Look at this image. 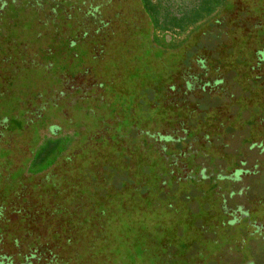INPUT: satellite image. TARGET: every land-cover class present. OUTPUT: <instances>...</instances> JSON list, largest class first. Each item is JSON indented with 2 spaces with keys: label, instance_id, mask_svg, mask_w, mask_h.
<instances>
[{
  "label": "rangeland",
  "instance_id": "1",
  "mask_svg": "<svg viewBox=\"0 0 264 264\" xmlns=\"http://www.w3.org/2000/svg\"><path fill=\"white\" fill-rule=\"evenodd\" d=\"M68 1L0 0V260L264 264V0Z\"/></svg>",
  "mask_w": 264,
  "mask_h": 264
},
{
  "label": "trees",
  "instance_id": "2",
  "mask_svg": "<svg viewBox=\"0 0 264 264\" xmlns=\"http://www.w3.org/2000/svg\"><path fill=\"white\" fill-rule=\"evenodd\" d=\"M140 3H141V0H139V4ZM224 5H225V0H199L198 3L196 4L195 8H193L191 14H189L187 17L184 16L183 19H178V21H176L174 19L175 21L170 23V24H168V26H165L164 29L161 27L163 25L162 22L158 19V22L153 24V26H154L153 32L154 33L156 31L159 32V36H161V38H164L165 35H167L169 33H174L175 34V32H177L178 35L182 34V33H186L187 34V33H189L191 30H193L195 28H200V27L202 28V25L204 23H206V22L207 23L210 22L212 18L214 19L217 16L219 17L222 14V10H223ZM140 6H141V4H140ZM146 10L147 9H145V8L143 9V11L147 14L148 17H151V16L153 17V15L154 16L156 15L155 17H157V13H158L157 10H152L151 9V12H149L148 10L146 11ZM172 30H174L175 32L172 31ZM59 140H61V139H59ZM50 142H53V141H50ZM55 150H56V148L53 151H55ZM52 152L50 153L51 156L53 155ZM57 152H58V150L55 152V154H57ZM45 160H43V162ZM43 162H41V163H43ZM76 171L80 172V171H83V169H82V167L76 168L75 172ZM88 171H90V170L88 169ZM74 187H75V183L72 184V185L70 184L69 190L70 191H71V189L73 190ZM164 188H165L164 186L161 187V190L164 189ZM85 201H86V198H85ZM16 221H18V220H16ZM75 221H76V219L72 218L70 220V222H71L70 225H72V224L74 225V223H76ZM62 230H64V229H62ZM68 230H70V229H68ZM90 230H92V229H90ZM80 231L81 230L75 232L76 235L74 234V236L81 237L82 239H84L83 237H84L85 234L79 236V233H81ZM92 231L93 232L92 233L90 232L91 234L88 237L89 240L94 239V237L97 238L96 233L98 231L96 232V229H93ZM69 234H70V232H69ZM61 237H63L62 233L60 234V236L58 238H61ZM70 237H71V239L69 238L71 240V245L70 246H64L60 241H58V242L55 241V240H54V242L52 241L54 243V244H52V246H53V248H55V251L57 252L59 257L64 252H68V254L70 252V254L73 255L74 260L79 255H81L82 258L84 257V255H90V257H93V255L89 254V251H88V249H90L89 247L85 246V248H83V249L80 248L81 246H83L81 244L82 240L80 238L72 237L71 235H70ZM85 249H87V252L85 251ZM83 250H84L85 253L80 254ZM63 256H66V255H62V257Z\"/></svg>",
  "mask_w": 264,
  "mask_h": 264
},
{
  "label": "flooded vegetation",
  "instance_id": "3",
  "mask_svg": "<svg viewBox=\"0 0 264 264\" xmlns=\"http://www.w3.org/2000/svg\"><path fill=\"white\" fill-rule=\"evenodd\" d=\"M11 1V3L10 4H7V5H11L12 3H15V0H10ZM30 1H33V2H35L36 4L35 5H38V6H40V7H47V9L49 10V13H50V16H51V8L52 7H54V6H56L58 3H61V2H64L65 0H21V2H23L24 4H23V6H26V7H24V9H23V11H27V9H28V6L31 4V2ZM72 1H76L78 4H80V5H87L86 4V2H87V0H69L68 2H72ZM105 1H107L108 3H110L111 5H112V7L115 9V11H116V13L118 14V16H124V15H127V17H128V12L125 10L126 9V6H127V8H128V3L130 4V6L132 7H134L133 9H134V12H133V16H136L137 15V12L139 13L140 12V10H139V6H140V4H139V0H138V2L135 0H105ZM90 2V4L89 5H91V2H93V0H90L89 1ZM5 3V2H4ZM88 3V2H87ZM135 3H136V5H135ZM6 4V3H5ZM137 4H138V6H137ZM115 5H119L118 6V8H116V7H114ZM15 7H14V9L13 10H15V8H17L16 7V5H14ZM99 7H102V6H105L103 3H101L100 5H98ZM97 7V6H96ZM141 7V6H140ZM98 8V7H97ZM142 8V7H141ZM12 10V9H11ZM10 10V11H11ZM12 10V12H14ZM17 10V9H16ZM81 10H83V7L81 8ZM81 10H79L77 13L79 14L80 12H81ZM125 10V11H124ZM123 11L124 12H126L124 15H122V13H123ZM128 11H130L129 9H128ZM97 11H92L91 9H89L88 11H87V13H86V15H88V16H90V15H95V13H96ZM99 13V12H98ZM145 13V12H144ZM71 14V17H72V13H70ZM140 14V13H139ZM146 14V13H145ZM1 16H3V15H1ZM146 16H147V14H146ZM68 18H70V15H68L67 16ZM73 18V17H72ZM146 22H149V18H148V16H147V20H146ZM70 42H71V44H72V40H71V38H70ZM199 86V85H198ZM1 250V249H0ZM4 255H6V254H4ZM1 257H3V252H2V250L0 251V258ZM12 262V261H11ZM0 264H4V261L2 260H0ZM11 264V263H10ZM21 264H31V261L29 262L28 260H24V262H21Z\"/></svg>",
  "mask_w": 264,
  "mask_h": 264
}]
</instances>
